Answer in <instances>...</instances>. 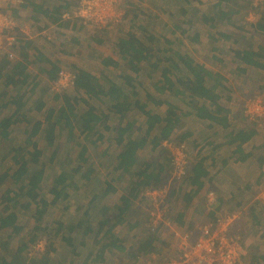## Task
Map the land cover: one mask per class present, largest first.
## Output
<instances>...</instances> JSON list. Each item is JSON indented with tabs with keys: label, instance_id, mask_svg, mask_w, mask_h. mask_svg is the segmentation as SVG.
<instances>
[{
	"label": "rangeland",
	"instance_id": "1",
	"mask_svg": "<svg viewBox=\"0 0 264 264\" xmlns=\"http://www.w3.org/2000/svg\"><path fill=\"white\" fill-rule=\"evenodd\" d=\"M7 1H14L17 4L20 2V0H0V11H5L3 10L5 9L3 4H5L4 2L7 3ZM79 2L80 0H78L77 4ZM76 8L77 6L71 8V14L74 13ZM69 13L70 12H68V14ZM225 13L228 15H225ZM7 16L14 22L12 30L9 29L8 33L11 32L17 35L18 32L16 29L18 28V20L13 15ZM110 17L113 19L108 22L106 26L104 25L101 27L92 24H84L79 21L78 23H80L81 31H79V41L76 43V47L73 49L71 47L70 50L65 48L64 54L61 52L59 53V51L56 50L57 48H50V58L52 57L54 59L56 66L64 67L70 72L74 70L73 67H77L87 70L97 77L105 76L106 78L120 82L123 75H133V73L129 65L124 62L117 53L115 45L118 39H126L127 36L130 35L140 40L146 46L162 50V53L158 57L162 59L160 62L161 66L156 70L150 66V62L152 64L156 62L158 59L156 57L151 58L148 63L142 62L140 64L142 67L141 71L138 73L135 82L137 97L141 102H147L145 110H150L159 115L164 113L166 106H155V104H153L154 102L147 99V94H153L156 100L161 99L160 101H162L166 99L169 103L175 105V107L180 108V111L181 109H188L182 98L176 97L174 92L165 91L164 94H159L157 91H154L153 85L156 83L160 72L167 66L168 60L178 59L177 54L181 57H191L194 62L203 64L222 77L224 89L220 87L217 89L214 88L213 92L217 93V91H220L219 94L222 95L224 104L229 107L230 111L227 114V118L230 126L224 129L222 126L209 122L214 126L209 128L207 126L209 123L204 126L205 121H196L194 117L183 118V129L173 135L169 141L162 142L161 148L164 147L166 153L172 159V166L170 177L167 182L162 187L155 189L164 190V188H166L168 191L166 206L169 211L171 213H179V210L185 207L182 209L184 210L182 214H187V221L190 216L191 218L189 220H191V223L194 225L209 223L212 224L214 229H222L224 227L221 224H226L227 226L228 223L232 221L229 227V234L237 237L242 242L244 250L241 256L242 263L257 264L254 258L264 257V227H262L263 230L255 226L251 229L244 228L249 231V234H244L239 225L244 227L245 220H241L238 213L245 211V202L248 203L253 201V207L256 208L259 219L264 220V111H255V115L247 111L250 116L245 114L246 105L249 100L257 96L260 97L262 101L264 100V71L251 67L245 70L244 73L239 72L243 66L235 59L233 51L235 49L247 48L248 44H250V47L254 50L257 49V47L263 48L261 54H264V33L256 29V22L264 18V0H188L186 3L183 0H119L117 9L114 10V13H111ZM202 17L206 18L207 21L202 22ZM183 31L187 33L183 34ZM218 32L226 34L229 38L220 39L215 42L213 38L219 39ZM195 34L198 35V39L194 41ZM2 44L4 48L5 43L3 42ZM6 50L8 49L5 47L3 52ZM104 57L112 58L115 61L117 60V67L103 66L100 59ZM261 62L264 64V60H261ZM32 73L36 74L33 71ZM37 77H39L37 82H39L40 85L38 88V90L40 89L38 96H42L48 105H60L63 103L61 99H53L55 94L66 97L71 95L70 97L72 99L76 96L72 93L73 89L70 88V85H67L69 88L64 87L61 90H57L52 88L54 81L47 82L39 75H37ZM209 84H212V82L209 81ZM157 85L161 86L159 83ZM175 87H179V84L176 83ZM0 89L2 90L1 86ZM130 91L129 89V92ZM188 100H191L190 102H192V105H197L196 99L186 98V101ZM76 105L80 104L76 103ZM97 105L100 104L98 103ZM102 108L104 109L103 106ZM137 112L138 111L135 110L133 114L130 113L126 116V119L129 121L132 119L137 120L138 124H136V127H138L143 120L142 115ZM2 113L5 114L6 111L4 110ZM27 113L34 120L41 115L36 112ZM190 119L193 121L189 122ZM120 120V114L111 116L109 123L113 130L110 136L113 139L107 141L103 140L104 142L101 143L102 146H100L102 149L107 147L108 153L112 155L119 150V146L115 144L114 139L116 137L115 129ZM32 124L33 123L26 125L23 128H21L20 125V129L14 131L9 136L11 139L8 142L3 145L0 144V173L5 175L3 183L0 184V213L5 206V203H2L1 200L2 192L4 190H9L10 192H14L15 190L18 191L24 184L11 181L10 177L13 172L11 156L13 153L8 154V156H6L5 153H8L9 149L17 148L22 150L23 147H25L26 139L30 136V132L32 131ZM253 125L257 128L258 134L251 139L247 146L244 145L246 147L245 149L253 152L251 153V157H248L250 169L248 170V174L240 177L247 181L246 183L249 187L248 191H244V187L241 186L240 189L237 188V190L233 192L234 195L228 194L223 192L222 189L224 188H222V185L220 186L221 188L218 187L215 180L213 181V178L210 183L205 181L203 190L187 204L185 201V195L187 194L184 193L188 189V184H190L188 182V175L191 167L197 162L202 163V161H200L201 156L203 157L208 154L215 155L220 146L227 144L228 133L242 129L246 131L247 128H251ZM49 126L50 124L45 122L40 127L38 134L32 139V141H38V147L43 152L39 164L44 165L45 175L43 181L39 185L40 188L36 190V194L44 198H49L47 188L51 185L52 179L59 174L62 167L66 165L72 166L71 164L76 156L75 152L77 151L75 148L74 150L71 149L67 157L65 153L69 149L65 146V140H62L60 138V133L55 131V135L54 132H52L51 135L57 138L52 144L47 145L48 139L45 137V132L48 131L47 129ZM191 130L193 135L184 139L182 144L177 145L175 138ZM200 130L201 132L198 133ZM51 135L48 133L49 137ZM205 143L208 149L206 146L204 151L201 152V146L203 148ZM159 150H161L160 147L154 153L150 151V147H147L144 151L142 150L137 156V166H139L141 162H149L154 159L156 156L155 153ZM90 151L93 150L91 149ZM181 151L187 165V172L186 176L182 177L181 181H178L174 178L172 179V176H175L174 168L177 165L176 163H183V161L177 159L176 156V153L178 155V152ZM26 158L28 159V156H26ZM261 158L263 162L260 161ZM92 159L91 162H93V166H95L97 160L93 157ZM226 161L225 159V163ZM225 163L224 165L222 163L221 166L217 164V166L221 167L218 169L217 173H222V168H224V173L227 174L225 169L228 168L226 167L228 163L226 166ZM233 166L234 165L230 164L229 168L234 170ZM79 177L80 175L74 174V179ZM218 177L219 176L216 177V181ZM25 182L26 187L31 185L30 181L26 180ZM86 182L87 181L81 180L77 185L78 189L70 192L71 197L77 195L76 197L79 199L80 203L84 205H87L89 196L92 193L90 190L93 188L88 187ZM26 187L24 189H26ZM153 189H147L142 194L141 201H133L127 212V221L137 220L141 222L140 224H142V226L147 223L144 210H147L149 204L152 202L153 196L152 194H148V192H152ZM95 190L98 191L96 188ZM245 194H248V196L246 197ZM218 195L223 199L224 204L221 208L215 210L214 215L211 216L209 213L213 209V206H211L213 203H210L209 200L213 201ZM117 196L118 195H114L111 197L107 204L109 206L112 205L116 201ZM236 196L244 197V200L240 201L241 203L245 201L240 209L235 205ZM68 201L75 202L77 200L76 198H70L59 205H55L53 208L49 206L46 216H44L43 220L40 222L35 221L32 217L22 220L24 217L19 214V221L24 226L19 234L13 235L9 239L7 238V231L0 232V260L2 258L10 260V256L15 253V250L22 242H26L27 244L22 254H28V259L32 257L34 259H39L45 251L48 240L46 237H38L39 233L34 232L36 240L33 243L29 241L31 231L36 225L43 226L44 224H48L51 227L54 225L56 227L58 223H63L65 227L68 223L74 226L78 222H82L83 229L75 228L72 233H65V231H63L58 234L54 239L55 251L50 254V256L59 263L82 264L83 257L90 251H94L92 232L85 234L84 228L94 229L95 231L97 221L96 219L92 221L85 220L83 209L78 212L73 211V208L65 203ZM10 210L12 211V208ZM233 216H235V220L238 221L236 224ZM139 227L128 230V227L123 224L116 228L115 233L123 237L125 246L135 247L136 243H138L137 239L140 236L141 230L144 228V226L142 228ZM180 228L184 229L186 227ZM180 228L176 229L177 234H180ZM156 236L160 242L164 243L163 247L165 250L172 246L171 243L174 237L172 238L171 234L167 232H158ZM180 236H178L179 239H181L183 235ZM64 237L71 238L70 246H68ZM2 243L6 246H3ZM181 243L182 239L180 240V244ZM72 248L75 249V252H72ZM129 254L113 251L111 255H106L103 264H140L138 263L139 260L141 264H144L147 257L150 256H144L143 254L134 262ZM173 257L174 256H170V253L166 255L165 253L164 255L161 253L160 256L156 255L152 264H165L171 261L176 262L178 256L175 255V258L172 260L171 258ZM52 264L56 263L53 262Z\"/></svg>",
	"mask_w": 264,
	"mask_h": 264
},
{
	"label": "trees",
	"instance_id": "2",
	"mask_svg": "<svg viewBox=\"0 0 264 264\" xmlns=\"http://www.w3.org/2000/svg\"><path fill=\"white\" fill-rule=\"evenodd\" d=\"M81 1L78 4L75 2L73 6V3L66 2L65 5L70 15H72L71 8L78 7ZM183 1L188 2V0ZM58 10V8L55 9V13ZM225 15L228 14L225 13ZM73 18L77 22H83L78 17ZM201 20L202 22L207 21L204 17ZM74 23L76 24V21ZM256 29L264 33V18L256 22ZM186 33L183 31V34ZM217 34L219 39L213 38L215 42L229 38L226 34L219 32ZM16 37L17 44L11 47L15 52V58L11 61L7 57V52L2 51L0 53V86L2 87V90L0 89V144L3 145L8 142L11 139L9 136L14 131L19 130L20 125L23 128L33 123V127L22 150L14 148L5 153L6 156L13 153L11 156L13 162L11 181L24 184L18 191L4 190L2 192L1 200L2 203H5V206L0 213V232L7 231V238L10 239L13 235L19 234L24 228L19 221V214L24 217L22 220L32 217L35 221L40 222L46 216L49 206L53 208L63 201L76 198L77 201L75 202L68 201L65 203L72 207L73 211L78 212L83 209L85 220L92 221L96 219L97 221L95 231L94 229L84 228L85 234L92 232L94 251H90L83 257L82 264H103L106 255H111L113 251L130 253L129 255L134 262L143 254L144 256H159L161 249L164 248V243L159 241L156 236L157 232L148 229L145 224L142 228L141 222L137 220L127 221V212L133 201L142 200V194L147 189L160 188L169 179L172 159L168 156L164 147L161 148V146L162 142L169 141L173 135L183 129V118L194 117L196 121L200 122L208 120L222 126L224 129L230 126L226 122L230 109L224 104L222 95L219 94L220 91L213 92L214 88L224 89L222 85L223 78L203 64L194 62L191 57H181L177 54L178 59L168 60L167 66L160 72L153 86L154 91L159 94H164L165 91L174 92L176 97L182 98L188 109H181L180 111V108L175 107L166 99L156 100L153 94H147V99L154 102L155 106L165 105L166 109L162 115L145 110L147 102H141L137 97L136 78L142 68L140 64L150 62L153 57L158 58L162 50L146 46L140 40L128 35L126 39H118L115 46L118 55L129 65L133 75H123L122 80L116 82L105 76L97 77L87 70L73 67L72 72H74L75 79L72 93L76 96L72 99L71 95L66 97L55 94L53 99H61L63 103L48 105L42 96H38V84L36 82V79L39 78L37 77L38 73L33 74L28 71V64L33 63L35 66L39 62L42 66L44 65V69L40 68V71L45 72L48 82L57 79V71L60 67L56 66L53 59L42 54L37 55L30 62V58L26 53H28L31 43H22L21 45L18 35ZM197 37L198 35L195 34L194 41L198 39ZM250 46L248 44L247 48L233 51L235 59L243 66L239 72L244 73L245 70L251 67L264 71V64L261 62V60H264V54H261L263 48L257 47L254 50ZM100 60L102 65L106 67H117L118 65L117 60L115 61L109 57ZM161 61L162 59L158 58L154 64L150 62V66L156 70L161 66ZM209 81L212 84H209ZM158 83L161 86H158ZM176 83L179 84L177 88L175 87ZM186 98L196 99L197 105H192L191 100L186 101ZM76 103L80 105H76ZM98 103L101 106L97 105ZM4 110L6 111L5 114L2 113ZM135 110L143 117L138 127H136V124H138L136 119L130 121L126 119V116L130 113L133 114ZM27 112H36L41 115L34 120ZM116 114H120L121 119L115 129L116 137L114 139L115 144L119 146V150L112 155L108 153L107 147L102 149L100 146H102L103 140L113 139L110 136L113 128L110 127L109 121L111 116ZM192 121L190 119L189 122ZM45 122L50 124L48 131H44L46 133L45 137L48 139L47 145L52 144L57 138L51 135L55 131L60 133L62 140H65V146L69 149L65 153L67 157L71 149H77L72 166L62 167L59 174L52 179L51 185L47 188L49 198L36 194L45 172L44 165L39 164L43 152L38 147V141H32ZM200 132L201 130L198 133ZM48 133L52 137H49ZM256 134H258V130L254 125L247 128L246 131L242 129L228 133L230 138L227 143L236 145L234 154H240L239 160L249 157L250 154L247 155L242 152L241 145L250 141ZM191 135H193L192 130L182 136L178 135L175 138L177 145L182 144L184 139ZM206 146L205 143L203 149ZM147 147H150V151L153 153L159 147L161 150L155 153L154 159L149 162H141L137 166V156ZM91 149L93 151H90ZM26 156H28V159ZM92 157L97 160L95 166L91 162ZM260 161L263 162V159L261 158ZM192 169L188 180H190L191 185H194V189L191 193L185 195L187 204L203 190L205 181L209 183L211 181L209 172L203 169L202 163H195ZM74 174L80 175L77 178L78 181L74 179ZM4 178L5 175L0 173V184L3 183ZM26 180L31 183L28 187L25 184ZM81 180L87 181L86 185L88 187H93L90 190L92 193L89 196L87 205L80 203L76 197L77 195L71 197L70 194V192L78 189L77 185ZM25 187L26 189H24ZM114 195H118L117 199L109 206L107 202ZM210 203H213L211 205L213 209L209 214L213 216L215 210L221 208L224 201L218 195ZM123 224L128 227V230L138 228L141 225L139 228H142V230L137 239L138 241L136 240L138 243L135 247L125 246L123 237L115 233L116 228ZM82 226V222H78L74 226L68 223L65 227L63 223H58L56 227L55 225L51 227L48 224L36 225L31 231L29 241L33 243L36 240L34 232L39 233L38 237H46L48 243L43 255L39 259L33 257L28 259V254H22L27 244L22 242L15 253L10 256V260L2 258L0 264H52L53 262L64 264L57 262L56 259L50 256L55 251L54 239L63 231L72 233L75 228H82ZM64 239L70 246L71 238L64 237ZM2 245L6 246L4 243ZM74 250L72 248V252H75ZM261 259L254 258L257 264L261 262L264 264V257L262 256Z\"/></svg>",
	"mask_w": 264,
	"mask_h": 264
},
{
	"label": "crops",
	"instance_id": "3",
	"mask_svg": "<svg viewBox=\"0 0 264 264\" xmlns=\"http://www.w3.org/2000/svg\"><path fill=\"white\" fill-rule=\"evenodd\" d=\"M67 1L69 4L70 2L73 3L72 6L74 5L75 2H78V0H20L18 4L14 1H7V3L4 2L5 4L3 5L5 6V9L3 10L5 11H2V12H4L7 15H13L18 20V23H17L18 34L17 35L21 41V45L22 43L23 44L31 43V47L28 50V53H26V55L28 54L27 56H29L30 58L29 59L30 62L34 58H36L37 55L42 54L43 56L47 58L50 57L51 56L50 48H53V47L57 48L56 50L59 51V53L61 52L62 54L65 53V50H66L65 48H68L67 50H70L71 47L72 49L76 47L75 45L79 41L78 36H79V31H81V27H80V23H78L79 21L77 22V20H74L72 15L67 18L64 17L65 14H68L67 12L68 9L65 5ZM57 8L59 10L56 11L55 13V9ZM74 21H76V24L74 23ZM51 59L53 58L51 57ZM40 68L44 69V65L42 66L39 62H37L35 66L33 63L31 65L28 64V71L32 70L36 74L38 73L40 77H42L45 81L48 82L45 72H41ZM37 81H38V78L36 79V82ZM37 84H38L37 86V89H38L40 87L39 82H37ZM39 91L40 89L38 90V92ZM209 122L210 121L207 120L204 126H206V124H208ZM226 122L229 124L228 120ZM207 126L209 128L214 127L212 123H209ZM229 138L230 137L228 136L227 140H229ZM250 141L241 145L242 152L247 155L250 154L249 157H251V153L253 152L248 151V149H245L246 148L245 146H247ZM206 148L208 149V146ZM204 149L201 146V152L204 151ZM235 149H236V145L230 144L228 142L224 146H220L219 150L217 151L215 155L212 154L210 156H207V155L203 157L201 156L202 167L205 171L209 172V177L211 178V180L214 178L213 181L215 180V183H217L218 187L222 185V188H224L222 189L223 192H226L232 195H234L233 192L237 190V188L240 189L241 186L244 187L243 188L244 191H248L249 189L246 183L247 181L240 178L242 175H246L249 173L248 170L250 169L249 167L250 163L248 162V157L243 160H239L240 154L238 153L234 154ZM227 157L229 160L227 159L226 163L228 162L229 163L226 166L225 159ZM222 163L223 165L225 163V166L228 167L225 169L227 174L224 173V168H222V173L220 172L217 173L218 169L221 168L219 166H221ZM217 164L219 166H217ZM230 164L234 165L233 166L234 170L229 168ZM192 168L193 167H191L188 176H190V172L193 170ZM217 176L219 177L216 181ZM188 182L190 184H188V189L184 193L187 195L191 193L192 190L194 189V185H191L190 180ZM245 196L247 197L248 194H245ZM241 200H244L243 196L235 197V205L239 209L243 206L245 202L243 201L241 203L240 202ZM191 201L192 200H190V202ZM245 206H246L245 211L238 213L241 220H245L244 227L239 225L242 228L243 233L249 234V231L244 228L251 229L253 226H255L256 228L258 227V229L260 230H263L262 227H264V220L259 219V216L257 215L258 212L256 208L253 207L254 206L253 201L248 202V203L245 202ZM183 208L185 207H182L179 210V213L178 212L171 213L169 211L167 215L168 223L165 226L164 224H162L160 227V231H159V233L167 232L172 235V238L174 237L173 242L171 243L172 246L169 247V249H166V250L165 248L161 249V253H163V255L164 253L165 255L170 253V256H174L173 258H171L172 260L175 258V255L176 256L180 255L179 247L181 245L180 240L182 238L179 239L178 236L183 235L185 233H189L190 235L189 239L190 237L195 238V234L193 233L195 229L194 224L191 223V220H189L191 218L190 216H189V219H188L189 222H188L186 219L187 214H182L183 213L182 211H184L182 210ZM233 217L235 220V216ZM237 222L238 221L235 220V224ZM231 224L232 222L228 223L227 225L226 235H229L230 237H233V238H237L229 234V227ZM180 227H186V228L181 229ZM177 228H180L181 231H180V234L175 235ZM171 259H167V260H171ZM240 264H243L242 260ZM259 264H262V262Z\"/></svg>",
	"mask_w": 264,
	"mask_h": 264
},
{
	"label": "built area",
	"instance_id": "4",
	"mask_svg": "<svg viewBox=\"0 0 264 264\" xmlns=\"http://www.w3.org/2000/svg\"><path fill=\"white\" fill-rule=\"evenodd\" d=\"M118 3L119 0H82L72 16L82 19L84 24H92L98 27L106 26L113 19L110 15L117 9ZM70 16L69 14L64 15L66 18ZM13 25V20L6 14L0 12V53L6 47L8 50L4 53L7 52V57L11 61L15 58V52L11 47L17 44V37L11 32L8 33L9 29L12 30ZM3 42L5 43L4 48L2 47ZM74 79L75 75L72 72L60 67L57 71V79L53 82L52 88L61 90L64 87L69 88L67 85H70L72 89L74 87ZM261 110L264 111L263 101L260 97H256L247 102L245 114L247 116H250L249 113L255 115V111L260 112ZM176 156L183 163H176L177 165L174 168L175 176L173 178L181 179L186 175L187 165L184 161L182 151L178 152V155L176 153ZM165 193V188L164 190L153 189L152 192H148V194H152L153 199L149 204V208L145 210V214L148 217L150 222L149 227L152 230L157 228L161 223L165 225L168 223L166 219L169 209L165 205ZM221 225L224 228L214 229L212 224L209 223L196 224V237L194 241L192 243L190 242L189 233L183 234L182 243L179 247L180 255L177 257V261H171L165 264H240L241 256L244 253L243 246L238 238L226 235V224ZM154 259L155 256L147 257L144 264H152ZM138 263L141 264V261L139 260Z\"/></svg>",
	"mask_w": 264,
	"mask_h": 264
},
{
	"label": "clouds",
	"instance_id": "5",
	"mask_svg": "<svg viewBox=\"0 0 264 264\" xmlns=\"http://www.w3.org/2000/svg\"><path fill=\"white\" fill-rule=\"evenodd\" d=\"M172 179H173V176H172ZM175 180H179V179H176V178H174ZM181 180V179H180ZM170 187V186H169ZM168 187V188H169ZM166 189V188H165ZM166 196H165V205H166V202H167V200H168V198H167V194H168V191H167V189H166ZM210 202V201H209ZM144 215H145V220L147 221V223L145 224L146 225V227L148 228V229H150V227H149V224H150V222H149V220H148V217L146 216V214H145V210H144ZM167 220V219H166ZM168 221V220H167ZM163 223H161L157 228H155V229H150V230H152L153 232H159L160 231V227H161V225H162ZM164 226H165V224H164ZM194 228H195V225H194ZM193 233L195 234V237H196V231H195V229H194V231H193ZM175 235H177V233L175 232ZM194 239L195 238H191L190 237V242L192 243L193 241H194ZM240 241V240H239ZM241 242V241H240ZM140 256H142V255H140ZM151 256V255H150ZM149 256V257H150ZM155 257H156V255H155Z\"/></svg>",
	"mask_w": 264,
	"mask_h": 264
}]
</instances>
